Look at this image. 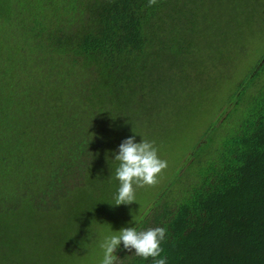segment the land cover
<instances>
[{
  "label": "trees",
  "instance_id": "obj_1",
  "mask_svg": "<svg viewBox=\"0 0 264 264\" xmlns=\"http://www.w3.org/2000/svg\"><path fill=\"white\" fill-rule=\"evenodd\" d=\"M245 1L0 0V264H36L26 224L64 226L49 255L89 251L120 143L156 147L153 122L260 38ZM263 60L228 97L233 127L195 147L136 222L166 228L168 264H264ZM133 252L118 264H153Z\"/></svg>",
  "mask_w": 264,
  "mask_h": 264
},
{
  "label": "rangeland",
  "instance_id": "obj_2",
  "mask_svg": "<svg viewBox=\"0 0 264 264\" xmlns=\"http://www.w3.org/2000/svg\"><path fill=\"white\" fill-rule=\"evenodd\" d=\"M244 3L247 4L244 8L245 16L254 24H258L256 30L260 38H253L246 55L235 61L228 69L223 67L225 66L223 59L218 60V67L212 70L217 76L216 82H209V88L206 91L197 89L195 93L184 92V98L171 105L170 113L153 122L155 127L153 138L155 143L157 142L158 155L162 160L167 161V167L158 175L156 183L137 188L136 202L130 205L116 207L111 205L114 199L110 202L108 206L110 213L107 216L102 215L100 220H95L91 225L90 230L96 238L81 259L67 255L64 251L63 255L66 256L63 258L48 254L55 248L48 240L57 239L63 225L47 222L43 227H35L26 224L25 232L32 239L29 254L36 264H100L103 252L99 245L104 236L110 234L112 229L118 231L124 227H134L136 224L133 216L136 217V221L142 218L144 212L162 194L165 187L177 177L183 165L194 153L195 147L202 145L205 140L209 144L211 138L221 141L233 127V124H229L230 122L224 118L227 115V108H230L227 105L228 97L234 89L236 90L239 81L264 56V28L261 29V34L258 33L261 25L264 26V24L257 13L260 5L261 15L264 16V0H257L256 6L254 0H246ZM212 127L209 137H206V133ZM58 223L60 224L59 221ZM17 225L20 227L21 224L17 223ZM36 231H39V234ZM59 238L56 244L60 243Z\"/></svg>",
  "mask_w": 264,
  "mask_h": 264
},
{
  "label": "clouds",
  "instance_id": "obj_3",
  "mask_svg": "<svg viewBox=\"0 0 264 264\" xmlns=\"http://www.w3.org/2000/svg\"><path fill=\"white\" fill-rule=\"evenodd\" d=\"M113 155L114 159L111 160L118 162L115 179L119 182L113 197L114 203L111 204L113 206L136 202V189L155 184L158 175L167 167V161L159 157L154 144L143 137L140 142H136V135L125 138ZM133 221L136 224L135 216ZM166 232L164 227L147 230H138L135 226L118 231L112 229L99 245L103 252L100 264H118L121 258L117 250L121 247L128 252L134 250L133 254L144 260L151 258L153 264H168L167 257L162 255Z\"/></svg>",
  "mask_w": 264,
  "mask_h": 264
}]
</instances>
